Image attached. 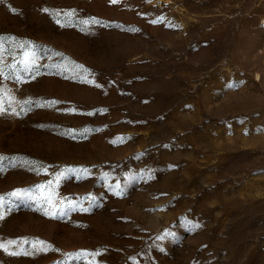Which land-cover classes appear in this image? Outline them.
<instances>
[{
	"label": "rangeland",
	"instance_id": "1",
	"mask_svg": "<svg viewBox=\"0 0 264 264\" xmlns=\"http://www.w3.org/2000/svg\"><path fill=\"white\" fill-rule=\"evenodd\" d=\"M0 157V264H264V0H0Z\"/></svg>",
	"mask_w": 264,
	"mask_h": 264
},
{
	"label": "snow or ice",
	"instance_id": "2",
	"mask_svg": "<svg viewBox=\"0 0 264 264\" xmlns=\"http://www.w3.org/2000/svg\"><path fill=\"white\" fill-rule=\"evenodd\" d=\"M112 2H116V0H112ZM0 159H3L2 157H0ZM0 218H2V216H0ZM53 218H55V216H54V214H53ZM39 243H41V244H43L44 242H39ZM0 247H3V245L2 244H0ZM6 250V249H5Z\"/></svg>",
	"mask_w": 264,
	"mask_h": 264
}]
</instances>
